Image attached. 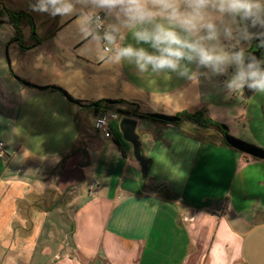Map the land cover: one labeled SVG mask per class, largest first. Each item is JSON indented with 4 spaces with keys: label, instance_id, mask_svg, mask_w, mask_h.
<instances>
[{
    "label": "crops",
    "instance_id": "obj_1",
    "mask_svg": "<svg viewBox=\"0 0 264 264\" xmlns=\"http://www.w3.org/2000/svg\"><path fill=\"white\" fill-rule=\"evenodd\" d=\"M16 1L0 0V25L14 35L8 14L20 13L25 34L37 14L30 0ZM63 64L0 63V264H264L263 160L215 130L134 118L150 161L143 179L116 133L122 115L50 87L85 105L123 99L140 112L141 98L75 92L62 82ZM102 109L114 116L111 139L90 125Z\"/></svg>",
    "mask_w": 264,
    "mask_h": 264
},
{
    "label": "clouds",
    "instance_id": "obj_2",
    "mask_svg": "<svg viewBox=\"0 0 264 264\" xmlns=\"http://www.w3.org/2000/svg\"><path fill=\"white\" fill-rule=\"evenodd\" d=\"M50 18L77 17L106 65L171 74L198 86L226 77L228 93L264 94V0H30ZM195 95V93H194Z\"/></svg>",
    "mask_w": 264,
    "mask_h": 264
},
{
    "label": "rangeland",
    "instance_id": "obj_3",
    "mask_svg": "<svg viewBox=\"0 0 264 264\" xmlns=\"http://www.w3.org/2000/svg\"><path fill=\"white\" fill-rule=\"evenodd\" d=\"M26 2L29 0H17L15 4L23 6ZM6 5L8 8L12 6L9 3ZM36 14L37 19L32 22L33 30L26 31L24 35L31 33L43 42L39 41L40 44L32 46L30 50L22 51L11 42L14 35L10 26L0 25V63H6L11 70L12 63H64L62 82L72 88L82 86L84 93L80 90L79 93L95 95L97 87H100L103 92L136 95L143 102L141 112L145 114L173 116L169 113L172 109L179 113L201 112L213 122L225 126L231 136L264 149V94L253 93L248 98L246 89L239 93H228L222 88V81L226 77H201L199 85L194 88L191 82L177 79L171 74H140L127 63L120 66L106 65L95 47L82 39L76 26L77 17L53 19ZM59 27L61 30L55 33ZM32 36L27 45L31 44ZM27 39L29 36L24 40ZM78 46L80 48H75ZM93 78L95 83L91 82ZM63 91L70 95L67 90ZM75 92H78L76 87ZM70 97L73 98L72 95ZM161 110L169 114L161 113ZM93 124L90 119V125ZM84 144L81 138L79 146Z\"/></svg>",
    "mask_w": 264,
    "mask_h": 264
},
{
    "label": "water",
    "instance_id": "obj_4",
    "mask_svg": "<svg viewBox=\"0 0 264 264\" xmlns=\"http://www.w3.org/2000/svg\"><path fill=\"white\" fill-rule=\"evenodd\" d=\"M257 43H258V41H257ZM252 51L258 57H262V55L264 56V49H257L255 47L254 49H252ZM22 83L27 85V86L35 87L37 89L49 88L48 86L39 87V86L31 85L27 82H22ZM50 88L59 90L70 103H73V104L78 105L80 107H84V106L91 107V108H97L98 107L97 103L85 105L81 101L74 100L73 98L70 97V95L67 92L61 90L60 88H55V87H50ZM105 103L108 105H115V104H117V100H105ZM120 115H122V114H120ZM145 115L152 120L161 121V122L169 123V124L178 123L180 121V118L177 115H173V116H165L162 114H145ZM122 116L123 117L120 119L119 124H118L119 132L122 135V139L125 142L132 145L134 158L136 159V161L139 163V165L141 167L142 178L147 179L150 161L148 159H146L141 153L139 136L136 133L137 119L130 118V117L124 116V115H122ZM220 128L224 132V134H223L224 141L229 147H231L232 149H234V150H236V151H238L244 155H247L249 157L264 161V149L256 147L252 144L246 143L244 141H241V140L231 136L228 133V129L225 126H221Z\"/></svg>",
    "mask_w": 264,
    "mask_h": 264
},
{
    "label": "trees",
    "instance_id": "obj_5",
    "mask_svg": "<svg viewBox=\"0 0 264 264\" xmlns=\"http://www.w3.org/2000/svg\"><path fill=\"white\" fill-rule=\"evenodd\" d=\"M16 16V17H15ZM21 14L20 13H15V14H11L10 15V23L12 24L14 30H15V36H20L21 35V29L19 27V22L21 21ZM251 91H248L246 89V95L251 94ZM98 104L97 108H112L115 109L118 113L124 115V116H128L131 118H142V119H149L152 120L150 118H148L145 114H142L139 111V106L135 103H129L123 100H119L117 101V104L115 105H108L105 103V100L102 101H98L96 102ZM121 106V107H120ZM97 108H95V111L97 110ZM177 116L180 118L179 123H192L198 127H201L203 129H211V130H215L217 132H219L220 134H224V132L221 130V126L215 122H213L210 118H207L204 116V114H202L201 112L198 113H188V112H181L179 114H177Z\"/></svg>",
    "mask_w": 264,
    "mask_h": 264
},
{
    "label": "built area",
    "instance_id": "obj_6",
    "mask_svg": "<svg viewBox=\"0 0 264 264\" xmlns=\"http://www.w3.org/2000/svg\"><path fill=\"white\" fill-rule=\"evenodd\" d=\"M113 114L108 112L105 109H102L98 112L97 116L95 117L93 130L103 136L106 139L112 138V130L110 128V120L113 118ZM5 156V145L0 140V157Z\"/></svg>",
    "mask_w": 264,
    "mask_h": 264
},
{
    "label": "flooded vegetation",
    "instance_id": "obj_7",
    "mask_svg": "<svg viewBox=\"0 0 264 264\" xmlns=\"http://www.w3.org/2000/svg\"><path fill=\"white\" fill-rule=\"evenodd\" d=\"M13 14V13H12ZM11 15V14H10ZM10 15L8 14V16H9V22H10V20H11V18H10ZM28 36H29V39H27V40H24L25 38H28ZM28 36H25L22 32H21V35L20 36H15V33H14V37H13V40H12V42H15V44L22 50V51H25V50H30L31 48H32V46H36V44H39L38 42L40 41V40H38L37 39V37L36 36H32L31 34H29ZM30 36H32L33 38H32V40H31V44H29V45H27V43H28V41H30ZM35 39V40H34ZM37 42V43H36ZM41 42V41H40ZM257 42H254V48H255V44H256ZM253 48V49H254ZM262 57H264L263 55H262Z\"/></svg>",
    "mask_w": 264,
    "mask_h": 264
}]
</instances>
